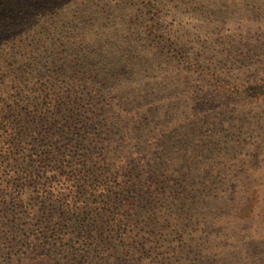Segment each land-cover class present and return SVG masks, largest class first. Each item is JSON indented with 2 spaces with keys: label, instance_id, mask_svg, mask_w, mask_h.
<instances>
[{
  "label": "trees",
  "instance_id": "16d2710c",
  "mask_svg": "<svg viewBox=\"0 0 264 264\" xmlns=\"http://www.w3.org/2000/svg\"><path fill=\"white\" fill-rule=\"evenodd\" d=\"M171 4L0 0V264L260 261L261 236L227 241L264 181L204 124L264 99V71L173 38Z\"/></svg>",
  "mask_w": 264,
  "mask_h": 264
},
{
  "label": "rangeland",
  "instance_id": "374dc122",
  "mask_svg": "<svg viewBox=\"0 0 264 264\" xmlns=\"http://www.w3.org/2000/svg\"><path fill=\"white\" fill-rule=\"evenodd\" d=\"M167 9L171 12L165 11L167 15L164 19L172 37L182 38L187 47H193V51L210 52L222 59L234 52L240 61L245 63L253 61L251 70H254V74L264 71V0H243L234 3L172 0ZM230 106H223L225 112L222 111V116H214L211 121L204 124L205 127L212 124L209 128L218 130V137L208 143L211 145L207 153L214 152L212 143L220 139L221 142L216 149L221 156L219 161L221 167L225 166L237 173L246 170L256 171L254 178L248 182L257 186L260 181H264V99L260 98L257 102L249 104L241 103L234 106V109ZM224 120L231 123L224 126L222 122ZM224 163L227 164L223 165ZM228 182L229 180L224 179L222 183L227 185ZM263 203L258 202L259 209L251 216L252 220L247 225V230L241 231L238 227L234 230L235 239L227 241V244H231V251L239 250L235 247L243 244L244 234H257L264 239ZM242 228L245 229V225ZM260 248L263 250L255 249L260 259L257 264L264 261L262 258L264 244H260ZM226 257L230 263H244L230 253H227Z\"/></svg>",
  "mask_w": 264,
  "mask_h": 264
}]
</instances>
